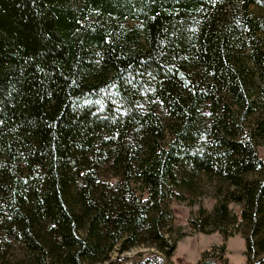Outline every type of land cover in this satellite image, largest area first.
I'll return each mask as SVG.
<instances>
[{
    "label": "trees",
    "instance_id": "1",
    "mask_svg": "<svg viewBox=\"0 0 264 264\" xmlns=\"http://www.w3.org/2000/svg\"><path fill=\"white\" fill-rule=\"evenodd\" d=\"M254 6L0 0V264H169V205L205 179L216 204L191 229L241 234L247 264H264ZM137 247L149 256H122Z\"/></svg>",
    "mask_w": 264,
    "mask_h": 264
},
{
    "label": "rangeland",
    "instance_id": "2",
    "mask_svg": "<svg viewBox=\"0 0 264 264\" xmlns=\"http://www.w3.org/2000/svg\"><path fill=\"white\" fill-rule=\"evenodd\" d=\"M253 13L264 19V7L254 6L252 8ZM264 157V148L261 153ZM202 195L197 198H189L190 202H171L169 208L172 210L174 216V222L172 230L165 231L166 237L171 244L175 245V251L169 258V264H201L212 259L216 264H247V249L245 238L239 234L227 241H224L219 234L210 233H197L193 231L189 225V220L195 218L200 209L210 213L215 206V199L212 197V193H215V189L210 185V181L207 179L202 180ZM189 197V196H188ZM230 209L233 213L239 214L240 207L231 204ZM225 245L227 248L226 254L222 257H217L216 252L210 254L211 248L215 246ZM149 249L146 247L133 248L122 256L128 259L138 257L137 253H142L139 258H146L149 256ZM209 252L208 258H204L202 254ZM116 252L111 255V259L116 257ZM209 257H212L209 259ZM124 264H130L129 262Z\"/></svg>",
    "mask_w": 264,
    "mask_h": 264
}]
</instances>
